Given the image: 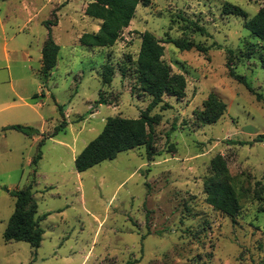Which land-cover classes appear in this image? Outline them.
<instances>
[{
	"label": "rangeland",
	"instance_id": "obj_1",
	"mask_svg": "<svg viewBox=\"0 0 264 264\" xmlns=\"http://www.w3.org/2000/svg\"><path fill=\"white\" fill-rule=\"evenodd\" d=\"M90 1L0 0V264H264V139L256 140L264 134V102L226 67L230 58L264 97V42L243 25L264 0H151L137 5L107 47L79 42L100 25L84 14ZM225 2L246 18L223 13ZM49 20L60 50L43 78ZM146 30L164 41L162 60L184 76V96L164 94L149 111L150 148L122 151L77 172L74 153L109 116L138 118L151 102L136 70ZM169 38L208 50H181ZM105 65L114 69L108 84L101 81ZM209 93L226 105L211 124L198 118ZM63 119L66 127L45 137ZM12 124L40 133L6 129ZM216 155L224 158L241 205L232 218L206 202L204 181ZM29 185L37 216L46 215L37 248L3 239L15 208L11 191Z\"/></svg>",
	"mask_w": 264,
	"mask_h": 264
},
{
	"label": "trees",
	"instance_id": "obj_2",
	"mask_svg": "<svg viewBox=\"0 0 264 264\" xmlns=\"http://www.w3.org/2000/svg\"><path fill=\"white\" fill-rule=\"evenodd\" d=\"M151 0H92L87 3L84 14L90 18L100 20L99 28L93 33H83L79 42L86 46L107 47L112 46L120 38L124 28L128 27L135 15L137 5L147 6ZM55 9L53 15H55ZM223 13L232 14L246 18L245 11L230 2L223 5ZM48 36L41 49V67L40 74L43 78L50 75L51 70L56 66L60 47L51 37V23L47 21ZM244 27L249 32L264 42V7L250 19H245ZM196 29L204 32L202 26L196 25ZM141 43L138 51L136 70L138 79L142 83L145 91L151 96V102L141 111L138 118H127L122 116H109L101 132L74 158V167L77 172H83L96 164L108 159H113L117 153L126 151L135 147L145 145L151 147V128L152 117L149 111L162 101L164 94L182 98L185 93V78L182 74L172 73L169 66L162 60L164 53L163 42L157 39L150 31H144L140 34ZM174 43L181 50L196 49L200 52H206L208 47L184 39L166 40ZM232 53V50H228ZM230 58H227L226 67L229 76L243 83L249 91L256 94L258 101L264 102L261 93L255 92L247 83L245 77L235 72L231 66ZM114 69L111 65H105L101 72V81L108 84L112 81ZM102 103V102H99ZM63 115L62 107L58 106ZM226 105L214 93H209L203 103V109L198 118L203 123H215L224 113ZM67 125L65 119L54 129L52 133L45 137L54 136L57 131L63 130ZM6 129H14L26 135L39 134V130L32 126L21 124H12L6 126ZM264 134H259L257 141H263ZM43 144V140L40 141ZM41 153L32 159L34 164L40 159ZM212 174L204 181V192L206 202L215 210L220 211L228 217H234L238 214L241 205L236 190L230 181L227 173L225 160L221 155H216L210 162ZM15 197L14 212L10 216L7 226L3 232L5 241H24L33 248H37L42 240L43 229L40 221L46 215L37 216V203L31 191V186L17 188L11 191ZM127 264H131L128 261Z\"/></svg>",
	"mask_w": 264,
	"mask_h": 264
},
{
	"label": "crops",
	"instance_id": "obj_3",
	"mask_svg": "<svg viewBox=\"0 0 264 264\" xmlns=\"http://www.w3.org/2000/svg\"><path fill=\"white\" fill-rule=\"evenodd\" d=\"M99 28V26H97V29ZM55 40V39H54ZM56 41V40H55ZM43 46V45H42ZM78 154V153H77ZM76 153H74V155H73V159L75 158V156L77 155Z\"/></svg>",
	"mask_w": 264,
	"mask_h": 264
}]
</instances>
